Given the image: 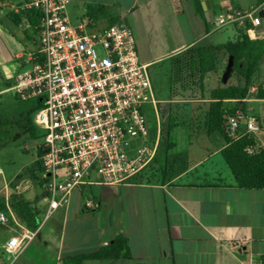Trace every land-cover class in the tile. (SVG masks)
<instances>
[{
    "label": "crops",
    "instance_id": "obj_1",
    "mask_svg": "<svg viewBox=\"0 0 264 264\" xmlns=\"http://www.w3.org/2000/svg\"><path fill=\"white\" fill-rule=\"evenodd\" d=\"M15 1L0 0V78L9 92L18 76L30 68L38 48L29 19L13 14ZM113 1L122 12L117 19L132 28L140 60L149 68L193 46H214L203 43L228 28L215 29L217 17L227 10L259 13L264 31V0H209L215 17L212 27L196 14L189 0ZM102 3L111 5L112 0ZM109 25L112 23L100 24ZM232 27L236 40L241 29ZM263 81L264 77L256 78V85ZM256 90L257 86L246 99L228 100L225 105L231 116L241 109L258 118L260 131L255 135L259 147L264 148V99L256 97ZM186 101L196 104L197 109L183 112L180 120L169 109L176 119L175 130L199 123L200 141L216 144L214 152L208 151L209 156L196 164L211 160L202 174L190 167L180 166L176 171L175 162H170L166 163L167 176L160 181L135 179L125 185L102 186L98 195L85 201L83 190H77L68 206L45 218L36 231L21 224L11 203L12 214L5 204L0 210L8 217L7 223L0 222V264H60L63 258L96 253L120 235L129 241L131 258L88 260L84 264H260L264 255V190L236 185L221 154L226 146L224 138L219 133L208 134L204 126L210 100ZM159 128L161 132L160 121L157 132ZM240 128L247 130L246 121ZM173 142L176 149V140ZM158 156L159 152L147 168L149 175L161 173L153 168ZM26 230L33 233V239L21 250L8 252L9 240Z\"/></svg>",
    "mask_w": 264,
    "mask_h": 264
},
{
    "label": "built area",
    "instance_id": "obj_2",
    "mask_svg": "<svg viewBox=\"0 0 264 264\" xmlns=\"http://www.w3.org/2000/svg\"><path fill=\"white\" fill-rule=\"evenodd\" d=\"M69 2L13 3V14L39 19L38 24L30 23L36 54L12 91L21 100L39 101L33 125L42 132L43 154L35 183L47 203L46 219L67 207L82 187L133 182L153 163L160 144V128L152 139L143 110L152 104L159 118L149 66L140 60L132 28L124 21L98 27L90 18L72 24ZM262 25L259 13L227 10L217 17L215 29L236 26L250 41H261ZM243 120L248 133L260 131L258 118L240 109L227 117L231 137H239ZM11 194V185L0 183V199L12 214ZM0 222H8L5 211L0 212ZM33 237L23 231L9 240L7 251L21 250Z\"/></svg>",
    "mask_w": 264,
    "mask_h": 264
},
{
    "label": "trees",
    "instance_id": "obj_3",
    "mask_svg": "<svg viewBox=\"0 0 264 264\" xmlns=\"http://www.w3.org/2000/svg\"><path fill=\"white\" fill-rule=\"evenodd\" d=\"M199 15L208 25L204 9L200 0H189ZM105 6H99L96 10V19L104 15ZM17 16V15H14ZM31 24H38L39 19L27 15ZM119 19L112 20V24ZM16 23H20L15 18ZM211 29L208 27V32ZM238 37L234 41L227 42L224 47L232 58V77L237 81L220 85L210 92V97L204 96V80L210 74L219 73V60L217 57L218 47L216 46H193L175 56H172L164 63L170 64L169 81L171 99H209V110L204 118V126L208 134L219 133L225 140L226 146L221 154L228 165L235 179L236 185L240 189L246 190H264V148L259 147L256 135L248 133L247 130H238V138H233L227 132V117L233 115L226 107L225 101L244 100L249 96L251 88L257 86L256 97L264 99V81L256 85V78L260 72L261 64L264 60V40L250 41L242 29L238 31ZM188 78V79H187ZM190 94L186 97L185 94ZM199 98H196L197 96ZM159 111L162 113L163 122L161 123L160 139L162 143L172 149L175 147L170 140L171 133L177 127L176 119L172 114L167 115V110ZM37 110V109H36ZM31 115V126L33 131L36 127L33 125V116ZM252 148L253 151L249 152ZM167 153V151H166ZM43 154L41 146L38 149V160L35 163L34 180L39 169L40 158ZM166 161L160 168V172L165 176ZM152 175H149L145 169L136 180L150 183ZM15 187V184H12ZM11 206L21 222L27 229L36 231L41 222V215L38 209L33 208L26 197L19 193H13L10 199ZM5 207L4 199H0V210ZM108 258H131L129 241L126 237L120 235L116 237L113 244L102 247L98 252L92 254L77 255L60 260V264H84L88 260H104ZM260 264H264V255L261 257Z\"/></svg>",
    "mask_w": 264,
    "mask_h": 264
},
{
    "label": "rangeland",
    "instance_id": "obj_4",
    "mask_svg": "<svg viewBox=\"0 0 264 264\" xmlns=\"http://www.w3.org/2000/svg\"><path fill=\"white\" fill-rule=\"evenodd\" d=\"M108 1L109 0H70L67 6V16L72 24H78L90 18L97 23L98 27H101L100 24L111 23L112 20L117 19V17L122 14L119 5H117L115 1L112 0L111 5H104L102 3ZM99 6H105L106 12L96 19L94 16H96L95 12ZM99 19L102 21H99ZM236 35L237 32L235 28L230 26L227 29L216 32L214 36L203 43V45H214L218 47L217 57L220 69L218 74L210 73L205 77L204 96L206 98L210 97V92L214 88L237 81L232 77L231 60H229V54L224 47L227 42L231 40L234 41ZM169 70V63H161L149 68L154 99L159 115V118H157L156 111L152 104L144 105L143 110L148 120L152 139L156 136L158 119L160 124L163 122L159 107H163L164 110H167V115L169 114V109H172L178 114L176 115L177 120H180V114L183 112L197 109L196 104H192L193 102L186 101V99H179L178 101H173V99H171ZM258 77H264V61L261 64V70L257 75V78ZM6 88V83L0 78V158L3 169V175L0 176V183L3 184L6 182L11 185L12 193L24 195L29 204L41 212V219L42 222H44L47 203L43 199V191L35 183L33 178V175H35V171H33L35 168L33 167H35L34 165L38 160L39 146H41L43 142L42 132L38 129L33 131L31 126V115L33 111L38 108L39 101L37 99L21 100L14 91H6ZM189 95L188 93L185 94L186 97H189ZM199 97L198 95L196 98ZM194 124L189 123V125H183L171 133L170 140H176V149H170L171 146L169 147L168 144H163L160 139L158 151L159 160H156L158 163L153 167L154 169L160 171L161 166L166 161V163L171 162V164L175 162L174 169L176 171L181 170L180 166L182 168L190 167L195 169L193 170L194 172L202 174L204 169L211 165V160L196 165L206 154L209 156L210 153H208V151L214 152L216 144L212 143V145H209L208 142L204 140L200 141L198 134L199 123ZM215 136L217 137V134ZM217 157L223 162L220 155ZM165 177L163 173H159L157 175H152L151 178L153 181H160ZM12 184H15V187H13ZM102 189V186L82 187L80 189L83 190L82 200H92Z\"/></svg>",
    "mask_w": 264,
    "mask_h": 264
},
{
    "label": "water",
    "instance_id": "obj_5",
    "mask_svg": "<svg viewBox=\"0 0 264 264\" xmlns=\"http://www.w3.org/2000/svg\"><path fill=\"white\" fill-rule=\"evenodd\" d=\"M201 3H202V7L206 13V17H207V20L209 22V26L212 27V24L214 22L215 17H214L212 10H211L210 1L209 0H201ZM230 60H231L230 66H233L232 58Z\"/></svg>",
    "mask_w": 264,
    "mask_h": 264
}]
</instances>
